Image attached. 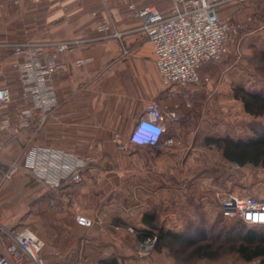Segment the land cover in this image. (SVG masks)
<instances>
[{
    "label": "rangeland",
    "instance_id": "1",
    "mask_svg": "<svg viewBox=\"0 0 264 264\" xmlns=\"http://www.w3.org/2000/svg\"><path fill=\"white\" fill-rule=\"evenodd\" d=\"M149 3L164 11L171 6V0H143V4ZM218 10L220 17L233 26L228 50L220 61L203 65L201 82L190 84L179 93L174 91L179 88L173 87L179 97L177 103L182 116L175 126L170 125L163 144L146 147L130 144L127 149L120 150L115 143L120 151L118 158L135 161L129 167V182L114 185L110 197H115V206L103 215L92 216L95 224L88 228H96L105 220L115 226L116 238L112 237V240L116 245L108 254L115 255L120 264H264L260 259H243L236 241L221 234L225 227L235 225L237 219L222 213L216 197L217 191H224L264 199V163L240 165L224 155L227 137L250 141L264 133V115L247 112L235 91L237 86H244L264 92V0L228 2ZM44 42L16 44L23 47L27 43ZM19 59L0 68V86L11 89L12 100L7 106L21 98L24 106L21 112L28 104L14 65ZM184 94H188L191 105L187 104ZM4 118L7 117L0 116V120ZM27 145L23 146L24 151L3 147L0 151V180L10 163L22 162ZM84 154L91 155L90 152ZM81 181L50 188L28 170L18 169L10 179L0 181V235L4 232L8 243L7 228L21 230L29 226L43 239L42 231L51 229L48 241L52 245L57 240L54 234L59 228L48 226L51 219L57 220L55 212L65 205L61 191L69 184ZM84 201L90 202L89 198ZM144 212L156 215V229L164 227L191 234L195 242L186 247L176 243L173 249L164 247L160 250L155 244L147 256H141L140 243L149 237H140L141 230L148 227L143 221ZM44 242L41 251L44 264H98L101 256H108L101 251L99 258L92 255L88 258L84 251L82 257L78 254L65 260ZM199 245H207L209 255H196L194 249ZM47 249L50 251L49 261L44 255ZM25 264L37 263L26 261Z\"/></svg>",
    "mask_w": 264,
    "mask_h": 264
},
{
    "label": "crops",
    "instance_id": "2",
    "mask_svg": "<svg viewBox=\"0 0 264 264\" xmlns=\"http://www.w3.org/2000/svg\"><path fill=\"white\" fill-rule=\"evenodd\" d=\"M0 1V68L21 58L14 47L17 42L39 40L55 43L50 50L62 64L55 75L59 106L41 128L38 110H34L28 125L21 123V98L9 107L0 106V116L11 120L3 133V147L22 151L26 144L27 148L41 144L90 152L92 156V170H86L80 183L69 184L61 191L65 205L55 212L58 218L51 219L48 226L59 228L54 234L57 240L50 245L51 229L43 230L41 237L46 247L65 260L78 254L82 257L84 251L88 258L98 257L101 251L108 254L116 245L112 240L116 238L115 226L105 220L96 228H88L78 224L75 216L92 217L110 211L115 206V197H110L112 188L129 182V167L135 161L118 158L114 134L119 132L123 140L128 139L150 100H160L169 110L176 109L179 101L178 95L163 84L153 46L129 8V3L143 5V0ZM104 20L122 31V37H104L99 28ZM70 39L86 40L56 45ZM80 57L89 62L78 66ZM165 123L168 130L176 121L165 119ZM88 198L90 202L85 203ZM0 238L2 245H7L4 232ZM48 252L45 250L44 255L49 261Z\"/></svg>",
    "mask_w": 264,
    "mask_h": 264
},
{
    "label": "built area",
    "instance_id": "3",
    "mask_svg": "<svg viewBox=\"0 0 264 264\" xmlns=\"http://www.w3.org/2000/svg\"><path fill=\"white\" fill-rule=\"evenodd\" d=\"M19 2L20 0H16ZM246 2L247 0H171L168 10L160 9L156 4L138 5L129 3L132 15L144 30L154 50L155 62L165 87L182 92L190 84L201 82L200 70L206 62L220 61L228 50V40L233 26L220 17L218 7L228 2ZM2 4L0 3V6ZM99 28L104 37L121 38L123 32L112 28L104 20ZM112 29V30H111ZM111 30V31H110ZM86 39H70L57 42L56 45L68 46ZM55 43H27L25 46L15 44L19 59L14 65L19 72L24 98L28 104L21 111V123H30L34 110L40 112L39 128L50 112L59 106L58 88L55 75L61 69L50 46ZM88 58L76 60L78 66L86 65ZM208 79V78H207ZM176 92V93H177ZM183 97L191 105L188 94ZM12 100L9 86H0V106ZM174 110H168L160 100L152 99L135 123L126 142L121 134H114V142L120 150L127 149L130 144L139 146H161L167 133L165 119L177 121L182 114L179 103ZM11 125L9 118L0 120V151L3 149L2 133ZM94 146L90 145V149ZM90 154H82L65 148L35 144L28 147L22 162L10 163L3 170L1 183L10 179L14 173L24 168L37 180L50 188H60L67 182H78L82 172L92 170ZM216 197L225 216L241 219L249 225L264 224V199L253 196L243 197L230 192L217 191ZM76 222L85 227L95 224V219L77 214ZM9 242L0 244V264H25L31 261L44 264L41 251L44 240L29 226L21 230L6 229ZM157 237H147L140 243V255L147 256L155 247Z\"/></svg>",
    "mask_w": 264,
    "mask_h": 264
},
{
    "label": "trees",
    "instance_id": "4",
    "mask_svg": "<svg viewBox=\"0 0 264 264\" xmlns=\"http://www.w3.org/2000/svg\"><path fill=\"white\" fill-rule=\"evenodd\" d=\"M235 91L236 97L243 101L247 112L255 115H264V92L252 91L244 86H237ZM225 140L224 155L229 160L240 165H245L249 162L256 165L264 163L263 132L250 141L233 137H227ZM85 172L86 170L82 172L81 180H83ZM143 221L148 227L141 230L140 237L154 236L156 234L158 239L156 248L159 250L164 247L173 249L176 243L186 247L195 242L194 236L191 234H182L179 231L164 227L156 229V215L154 213L144 212ZM221 234L236 241L238 244L237 250L243 259L246 261L260 259L264 263V224L249 225L243 220L237 219L235 225L225 227L224 230H221ZM206 248L207 245H199L194 249V253L199 256L209 255L206 252ZM98 264H120V262L115 255H109L100 257Z\"/></svg>",
    "mask_w": 264,
    "mask_h": 264
}]
</instances>
